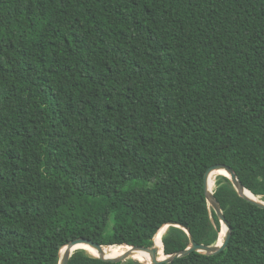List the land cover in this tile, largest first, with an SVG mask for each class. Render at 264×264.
Segmentation results:
<instances>
[{"label":"trees","instance_id":"trees-1","mask_svg":"<svg viewBox=\"0 0 264 264\" xmlns=\"http://www.w3.org/2000/svg\"><path fill=\"white\" fill-rule=\"evenodd\" d=\"M215 164L264 202V0H0V264L168 224L166 255L216 245ZM213 195L226 249L169 264H264V209L223 175Z\"/></svg>","mask_w":264,"mask_h":264},{"label":"water","instance_id":"water-1","mask_svg":"<svg viewBox=\"0 0 264 264\" xmlns=\"http://www.w3.org/2000/svg\"><path fill=\"white\" fill-rule=\"evenodd\" d=\"M214 170H222V171L227 172L228 175L227 176L223 175V176L228 177V179L231 181L235 190L246 201L250 202L251 204H253V205H255L261 209H264V202L259 200L258 197H257L258 198L257 200H252V199L248 198L247 196H245L241 193V189H245V188L241 185L237 176L235 175V173L233 172V170L229 166H227L225 164H215V165L210 166L204 174L203 183H204V187H205V196H206V201H207L208 206L210 208H212V210L215 212L217 218L219 219V221L221 223V226H222V224L225 225V236H224L223 243L221 245H219L218 243L216 245H213V246L196 244L193 241L192 237L189 236L190 246L184 251L177 252L173 255H166L164 253L163 247H162V254L164 256V258L162 260H158V258H157V254L159 253V248H157L155 245L152 248L121 245V246L129 247L131 249L130 252L125 253L123 256H121L118 259H109V258H105L104 248H110L112 246H102V245H99L98 243H96L90 239H87V238H77V239L70 241L66 246H64L62 248V250L60 252V260H59L58 264H68V261H69L70 257L72 256V254L76 250L82 249V248H79L80 244H86L89 247H91L93 250H95L99 254V256L97 258H99L100 260L105 261V262H110L113 264L123 263L127 260H130V259L134 260V258H133L134 252L149 254L152 258V264H169V263L173 262L174 259L187 256L191 252H197V253L204 254V255H216V254L222 252L223 250L226 249L227 245L229 244V241L231 238V227H230L229 223L227 222L226 218L224 217L222 210H221L217 200L215 199V197L213 195V191L208 190V188H207V183H208L210 174ZM252 196H254V195H252ZM169 226H177V225L176 224H168V225L164 226L162 228V229H164V233L166 232V230L168 229ZM180 228H182L186 233H188V230L186 228H183V227H180ZM159 231L157 232V234L159 233ZM161 244H162V239H161ZM162 246H163V244H162Z\"/></svg>","mask_w":264,"mask_h":264},{"label":"bare ground","instance_id":"bare-ground-1","mask_svg":"<svg viewBox=\"0 0 264 264\" xmlns=\"http://www.w3.org/2000/svg\"><path fill=\"white\" fill-rule=\"evenodd\" d=\"M218 175H228L227 172L222 171V170H214L211 172L208 183H207V188L208 190L213 191V187H214V178ZM241 193L245 196H247L248 198L252 199V200H257L258 198L255 196H252L247 190L245 189H241ZM164 235V229H161L159 231V233L154 237V242H155V246L157 248H159V253L157 254V258L158 260H162L164 258L163 254H162V244H161V239L162 236ZM224 236H225V225L222 224L221 226V230L219 233V239H218V244L221 245L223 243L224 240ZM79 248H82V250L84 249L85 251H87L89 254H91L94 257H98L99 254L93 250L91 247H89L86 244H80ZM130 248L126 247V246H112L110 248H104V255L105 258H109V259H118L121 256H123L125 253L130 252ZM63 252V251H62ZM137 255V256H136ZM138 257V259H137ZM133 258L134 260H137L138 262L142 263V264H152V262H148L145 257L143 256L142 253L139 252H134L133 253Z\"/></svg>","mask_w":264,"mask_h":264},{"label":"rangeland","instance_id":"rangeland-1","mask_svg":"<svg viewBox=\"0 0 264 264\" xmlns=\"http://www.w3.org/2000/svg\"><path fill=\"white\" fill-rule=\"evenodd\" d=\"M213 189H214V187H213Z\"/></svg>","mask_w":264,"mask_h":264}]
</instances>
